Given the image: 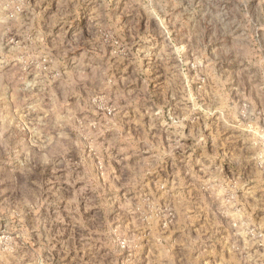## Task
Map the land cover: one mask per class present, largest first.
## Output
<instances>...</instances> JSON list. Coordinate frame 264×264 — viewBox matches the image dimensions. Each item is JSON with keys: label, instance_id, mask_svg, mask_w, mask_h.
<instances>
[{"label": "rangeland", "instance_id": "obj_1", "mask_svg": "<svg viewBox=\"0 0 264 264\" xmlns=\"http://www.w3.org/2000/svg\"><path fill=\"white\" fill-rule=\"evenodd\" d=\"M0 264H264V0H0Z\"/></svg>", "mask_w": 264, "mask_h": 264}]
</instances>
